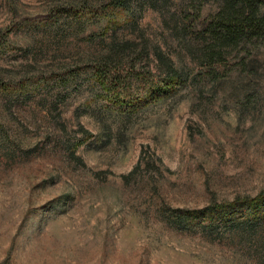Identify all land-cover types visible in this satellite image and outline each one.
<instances>
[{
	"label": "rangeland",
	"instance_id": "obj_1",
	"mask_svg": "<svg viewBox=\"0 0 264 264\" xmlns=\"http://www.w3.org/2000/svg\"><path fill=\"white\" fill-rule=\"evenodd\" d=\"M127 2L0 0V264H264V208L182 212L264 193V41L211 62L221 0Z\"/></svg>",
	"mask_w": 264,
	"mask_h": 264
},
{
	"label": "trees",
	"instance_id": "obj_2",
	"mask_svg": "<svg viewBox=\"0 0 264 264\" xmlns=\"http://www.w3.org/2000/svg\"><path fill=\"white\" fill-rule=\"evenodd\" d=\"M113 5L122 11L128 8L127 0H115V3L108 5L107 9ZM263 5L264 0H221L217 12L207 17L202 25L207 44L206 57L211 62L222 61L230 49L251 48L255 42L264 41ZM112 56L117 57L119 54ZM112 56L107 57L108 61ZM167 65L169 72L162 82L164 87L162 90L173 89L180 81L177 69L172 64ZM95 75L101 83L108 86L110 91H116L121 84L115 78H108L107 74L100 70H96ZM235 207L252 209L255 215L259 216L263 213L264 193L249 200H237L230 204H216L182 212L198 218L208 215L214 217Z\"/></svg>",
	"mask_w": 264,
	"mask_h": 264
}]
</instances>
